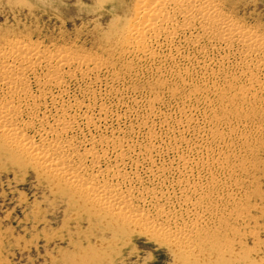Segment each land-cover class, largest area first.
<instances>
[{
	"label": "rangeland",
	"instance_id": "obj_1",
	"mask_svg": "<svg viewBox=\"0 0 264 264\" xmlns=\"http://www.w3.org/2000/svg\"><path fill=\"white\" fill-rule=\"evenodd\" d=\"M218 2L237 24L264 37V0ZM130 9L131 0H113L106 8L98 0H0V44L25 40L110 63L111 70L103 68L96 79L66 80V98L90 105L97 120L92 130L80 129V137L118 136L128 143L130 153L147 162L120 163L123 172L142 175L132 182L139 188L162 189L170 199L169 223L202 236L185 244L192 254L182 256L177 244L112 229L0 145V155L7 156H0V264H264V96L241 104L236 88L246 76L238 45L210 48L206 68L198 62L204 58H173L167 47L157 49L159 61L139 62L121 55L111 28ZM191 48L183 50L195 57ZM230 103L244 109L225 111ZM100 106L107 109L102 119Z\"/></svg>",
	"mask_w": 264,
	"mask_h": 264
},
{
	"label": "bare ground",
	"instance_id": "obj_2",
	"mask_svg": "<svg viewBox=\"0 0 264 264\" xmlns=\"http://www.w3.org/2000/svg\"><path fill=\"white\" fill-rule=\"evenodd\" d=\"M112 1L98 0L104 8ZM127 14L125 18L115 17L114 27H111L115 30V34L112 33L121 55H129L139 62L155 63L159 58L157 49L167 47L173 58L189 61L204 58L198 62L206 68L210 64L207 58L210 48H216L218 43L228 49L238 45L243 56L238 64L246 76L245 82L236 88V93L244 99L241 104H250L261 93L264 96V37L237 24L220 9L218 0H131ZM189 46L195 50V57L183 50ZM108 64L101 57L78 54L69 48L48 50L40 43L5 40L0 44V145L14 159L20 158L24 164L33 165L57 189L62 187L69 191L85 208H90L101 215L102 221L113 225L112 229L116 226L125 232L134 231L160 244H177L179 254L190 255L192 249L184 245L199 239L201 233L196 231L194 235H188L184 227L172 226L166 218L170 199L162 189L160 192L148 186L137 187L132 182H140L142 175L134 172L135 175L130 177L120 165L131 160L138 167L147 162L146 159L141 154L130 153L128 143L117 139L118 136L80 137V129L85 126L92 130L97 120L90 105L79 99L66 98V80L79 76L97 78L103 68L111 70ZM227 83L232 86L231 81ZM231 103L223 109L242 110L241 104ZM97 109L100 118L106 115L105 107ZM112 152H115L114 156ZM151 153L145 155L149 157ZM105 164L110 166L105 167ZM153 168L150 167L152 176H156Z\"/></svg>",
	"mask_w": 264,
	"mask_h": 264
}]
</instances>
